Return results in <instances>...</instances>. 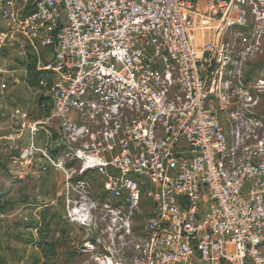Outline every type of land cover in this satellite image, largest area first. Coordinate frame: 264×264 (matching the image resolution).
<instances>
[{
    "label": "built area",
    "instance_id": "1",
    "mask_svg": "<svg viewBox=\"0 0 264 264\" xmlns=\"http://www.w3.org/2000/svg\"><path fill=\"white\" fill-rule=\"evenodd\" d=\"M263 40L264 0H0V55L50 54L48 114L12 113V170L64 174L83 264H264V81L247 70Z\"/></svg>",
    "mask_w": 264,
    "mask_h": 264
},
{
    "label": "rangeland",
    "instance_id": "2",
    "mask_svg": "<svg viewBox=\"0 0 264 264\" xmlns=\"http://www.w3.org/2000/svg\"><path fill=\"white\" fill-rule=\"evenodd\" d=\"M250 32L251 27L239 29L231 40L238 46L245 44L251 37ZM49 59L48 50H35L19 43L0 55V212H4L0 217V264H83L85 260L69 246L71 227L62 218L64 174L50 170L21 180L12 170V158L17 152L16 145L7 139L16 130L12 113L15 108L24 107L33 118L45 115L46 108L39 105L41 95L27 85L26 78L27 68L34 60L43 63ZM247 70L255 82L264 81V51ZM257 89L255 113L264 122V83ZM96 193L95 185L94 195ZM38 196H43L44 202L49 199H57V202L44 207ZM144 201L143 214L137 217L134 225L136 239L148 213L146 196ZM102 238L109 243L107 235ZM130 240L131 237L125 238L127 243ZM125 255L131 257L129 251Z\"/></svg>",
    "mask_w": 264,
    "mask_h": 264
},
{
    "label": "trees",
    "instance_id": "3",
    "mask_svg": "<svg viewBox=\"0 0 264 264\" xmlns=\"http://www.w3.org/2000/svg\"><path fill=\"white\" fill-rule=\"evenodd\" d=\"M45 73L43 71L37 70V61L34 60L32 65H30L27 68V78H26V83L28 86L30 87H37L38 86V81L40 79L45 78ZM43 103H45V108L44 109L46 111L45 114H48L49 111V106L47 105V98H45L44 96H41L39 98V105H42Z\"/></svg>",
    "mask_w": 264,
    "mask_h": 264
}]
</instances>
